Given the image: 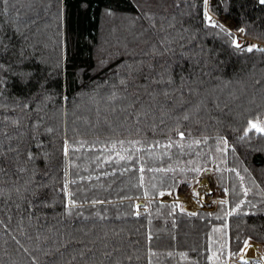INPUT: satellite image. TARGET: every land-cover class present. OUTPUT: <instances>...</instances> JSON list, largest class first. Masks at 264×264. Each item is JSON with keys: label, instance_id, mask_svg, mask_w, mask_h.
Listing matches in <instances>:
<instances>
[{"label": "trees", "instance_id": "obj_1", "mask_svg": "<svg viewBox=\"0 0 264 264\" xmlns=\"http://www.w3.org/2000/svg\"><path fill=\"white\" fill-rule=\"evenodd\" d=\"M207 11L264 42L259 0H0V264L264 251V49ZM207 172L212 211L160 199Z\"/></svg>", "mask_w": 264, "mask_h": 264}, {"label": "rangeland", "instance_id": "obj_2", "mask_svg": "<svg viewBox=\"0 0 264 264\" xmlns=\"http://www.w3.org/2000/svg\"><path fill=\"white\" fill-rule=\"evenodd\" d=\"M211 2L212 0H208ZM218 21L222 23L225 27L232 30V27L229 25V21L224 19V17H215L209 11L206 12L205 15V24L208 29H211L213 24ZM232 25V24H231ZM233 26V25H232ZM250 126L256 130L264 131V127L262 126V122L259 120L253 121L250 123ZM225 198V192L220 190L217 187L215 182V178L213 172L209 173H201L198 177L193 178L190 181L182 182L180 187L174 195L170 193H165L161 196L162 201H177L181 203V206L184 210L189 212H196L199 210L202 211H212L215 208V205L222 201ZM250 242L248 241L241 253L238 255V258L229 260L228 264H245L240 261V258L244 256L247 257L250 255V252L245 255V248ZM257 243V242H256ZM258 244V243H257ZM254 250V249H253ZM252 251V250H251ZM247 264H257V263H247Z\"/></svg>", "mask_w": 264, "mask_h": 264}, {"label": "crops", "instance_id": "obj_3", "mask_svg": "<svg viewBox=\"0 0 264 264\" xmlns=\"http://www.w3.org/2000/svg\"><path fill=\"white\" fill-rule=\"evenodd\" d=\"M247 245V244H246ZM248 245L251 247L252 251H250V255L247 257L240 258V261L243 263H257V264H264V251L256 242H250ZM254 249V250H253ZM245 253V252H244ZM248 253H245L247 255Z\"/></svg>", "mask_w": 264, "mask_h": 264}, {"label": "built area", "instance_id": "obj_4", "mask_svg": "<svg viewBox=\"0 0 264 264\" xmlns=\"http://www.w3.org/2000/svg\"><path fill=\"white\" fill-rule=\"evenodd\" d=\"M232 27L233 30V24L231 25V23L229 24ZM231 29V28H230ZM233 32L235 33L236 39H237V43L239 44H255L257 47H261L264 49V42L258 41V40H253L250 39L248 37H245L241 34V32L239 31H235L233 30Z\"/></svg>", "mask_w": 264, "mask_h": 264}, {"label": "bare ground", "instance_id": "obj_5", "mask_svg": "<svg viewBox=\"0 0 264 264\" xmlns=\"http://www.w3.org/2000/svg\"><path fill=\"white\" fill-rule=\"evenodd\" d=\"M251 250H252L251 247H250V246H247V247L245 248V253H249Z\"/></svg>", "mask_w": 264, "mask_h": 264}, {"label": "water", "instance_id": "obj_6", "mask_svg": "<svg viewBox=\"0 0 264 264\" xmlns=\"http://www.w3.org/2000/svg\"><path fill=\"white\" fill-rule=\"evenodd\" d=\"M259 2L261 3V4H264V0H259ZM141 203V202H140Z\"/></svg>", "mask_w": 264, "mask_h": 264}]
</instances>
